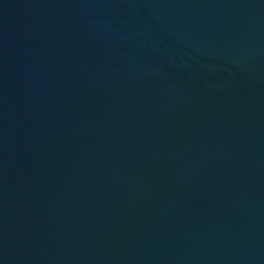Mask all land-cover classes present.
Instances as JSON below:
<instances>
[{
    "label": "water",
    "instance_id": "95a60500",
    "mask_svg": "<svg viewBox=\"0 0 264 264\" xmlns=\"http://www.w3.org/2000/svg\"><path fill=\"white\" fill-rule=\"evenodd\" d=\"M0 264H264V0H0Z\"/></svg>",
    "mask_w": 264,
    "mask_h": 264
}]
</instances>
